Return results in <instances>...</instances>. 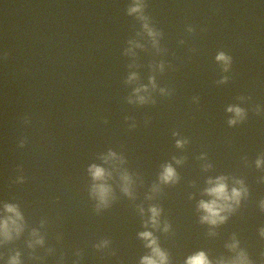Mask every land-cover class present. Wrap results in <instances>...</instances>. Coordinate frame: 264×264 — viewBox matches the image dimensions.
I'll return each instance as SVG.
<instances>
[{"label":"water","instance_id":"obj_1","mask_svg":"<svg viewBox=\"0 0 264 264\" xmlns=\"http://www.w3.org/2000/svg\"><path fill=\"white\" fill-rule=\"evenodd\" d=\"M130 3L0 0V218L5 203L24 218L18 237L0 239V264L16 252L20 264H139L150 254L143 231L168 264L199 251L217 264L241 249L264 264V164H255L264 159V0H145L162 33L155 47L127 15ZM218 51L232 57L227 73ZM141 85L154 104L135 103ZM230 105L246 111L231 127ZM178 139L187 143L178 148ZM93 164L103 180L93 181ZM166 164L175 183L160 180ZM218 176L229 189L243 181L248 195L210 225L198 203ZM94 183L111 189L105 205ZM150 207L160 210L156 228L145 226Z\"/></svg>","mask_w":264,"mask_h":264},{"label":"clouds","instance_id":"obj_2","mask_svg":"<svg viewBox=\"0 0 264 264\" xmlns=\"http://www.w3.org/2000/svg\"><path fill=\"white\" fill-rule=\"evenodd\" d=\"M145 0H131V3L127 7V15L135 17L141 24V28L144 33L151 39L153 46L155 47L158 44V37L162 36V33L158 31L151 23L149 16L145 14ZM188 32H192L193 29L191 26L187 28ZM183 43V41H181ZM139 46V45H138ZM159 50V49H158ZM215 61L217 64L221 65V71L223 73H227L230 70L232 64V57L226 54L224 51H218L215 55ZM161 70H163V63L159 65ZM136 79L135 74L129 76L128 82ZM228 76L222 75L220 79L217 81L218 84H225L228 81ZM149 85L153 90L156 89V83L154 77H149ZM148 92V86L141 85L133 90V96H135V103L137 104H146V103H155V99H153L150 95L143 96L139 95L141 92ZM159 92L162 96L171 95V91L166 88H160ZM193 101L197 102L198 97H193ZM132 97L128 98V103H133ZM227 112L232 113L233 116L229 118L228 125L231 127L236 125L239 121H243L246 118V111L244 108L240 106L230 105L226 109ZM257 112H261L262 109L260 106L256 107ZM127 119V118H126ZM28 121L25 120V123ZM178 135V133L173 132V136ZM26 140L21 139L19 142V146L23 147ZM176 146L182 147L185 143H187L186 139H178L176 140ZM115 154L109 152V156H114ZM180 163L179 160L176 161ZM256 167L259 168L262 164H264V159L257 158L255 161ZM88 172L91 175L93 181L103 180L105 177V171L103 168L96 166L95 164L90 165L88 168ZM121 179L124 181L123 191L126 194H129L128 191V182L129 177L127 174H124ZM177 179L176 172L172 168L170 164H166L163 166V170L160 174V180L163 183H175ZM261 181H264V177L260 178ZM20 181L23 180V177L19 178ZM226 178L224 176H218L215 180L209 179L207 183L211 185L206 188L205 194L211 199L205 201L200 200L198 203V209L201 210L204 215L200 217L202 223H208L210 225H216L218 223H223L226 220V216L222 215L224 212L233 211V206H239L240 200L242 197H246L248 195V189L244 186L243 181L237 180L235 183L239 185V187H232L229 189L227 183L225 182ZM111 189L104 183L92 185L91 195L94 196L100 204L105 205L107 203V198ZM260 207L264 210V200L261 201ZM4 216L0 218V239L4 241H10L14 236H19L23 231V221L24 218L16 204L13 203H5L3 206ZM141 212L143 210L141 209ZM150 216L145 224L147 227L150 224L153 228L158 227V217L160 215V210L156 207L149 208ZM164 231L168 230V225L165 224ZM32 235H37L36 231L33 230ZM259 235L261 238H264V228L259 230ZM140 239L146 241L145 247L150 249V254L141 257L139 264H168L167 254L159 247L156 238L153 236L150 231H143L138 233ZM37 244L43 243V238L37 239L35 241ZM106 243V242H105ZM31 247V244H29ZM231 250H235L238 247V242L233 240L230 245H227ZM264 256V253L261 254ZM7 264H20V253L16 252L14 255L10 256ZM185 264H212L211 261L207 258L206 254L203 251H199L191 256H189ZM217 264H254L253 260H251L248 254L244 250H240L236 253V255L230 260H220Z\"/></svg>","mask_w":264,"mask_h":264}]
</instances>
